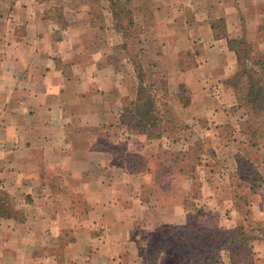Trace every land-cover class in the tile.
<instances>
[{
    "label": "crops",
    "instance_id": "crops-1",
    "mask_svg": "<svg viewBox=\"0 0 264 264\" xmlns=\"http://www.w3.org/2000/svg\"><path fill=\"white\" fill-rule=\"evenodd\" d=\"M263 24L264 0H0V195L11 205L0 213V264H145L164 228L234 229L230 207L198 213L147 190L151 176L115 164L109 145L161 149L119 124L123 103L150 86L148 68L192 92L183 111L194 116L206 83L232 93L227 40ZM212 183L204 211L220 198ZM252 215L264 221V209ZM251 249L264 264V240ZM199 263L235 264L223 254Z\"/></svg>",
    "mask_w": 264,
    "mask_h": 264
},
{
    "label": "rangeland",
    "instance_id": "rangeland-1",
    "mask_svg": "<svg viewBox=\"0 0 264 264\" xmlns=\"http://www.w3.org/2000/svg\"><path fill=\"white\" fill-rule=\"evenodd\" d=\"M255 29L251 30V26H243L242 31L237 32L238 36L233 38H244L246 42L251 43L255 49L254 54L257 53L256 49L264 53V36ZM152 79H155L156 88L151 85ZM148 80L147 85L150 86L145 89L150 92L155 103L152 113L154 119L149 122V125L154 126L147 128L152 136L161 135L162 147L157 152L154 151L156 146L139 149L135 147L139 140L133 142V138L129 145L131 144L135 152H143L139 155L127 150L122 143L119 144V141H114L115 144L110 143L109 150L115 155V164L135 162L138 165L136 167L138 170H134L138 172L136 174L152 178L151 184L146 187L147 190L155 192L157 187H162L163 191L167 192L166 198L171 194L175 195L174 202L182 203L191 211L213 212L216 211L215 207L219 206V208L230 207L231 212L237 214L239 219L237 226L242 227L243 231V234L238 236L237 245L239 246L236 249L230 248L227 246L228 242H224L227 235H220L217 232L214 241H220L222 245L212 250L201 249L199 253L191 249L190 260L194 261L192 264H200V260L205 257L217 259L221 257V254L227 255L235 264H257L258 260L253 256L251 249L254 243L252 237H256L262 231L264 221L253 220L252 214H257L264 209V115L255 117L236 100L232 90L229 95L223 93V89L217 88L216 85L210 86L206 83L209 88L207 93L211 98L209 97L205 105H197L193 111L194 116H191L192 114L183 111L192 97L189 89L180 84L175 87L176 80L170 82L172 86L169 89V80L165 76L155 75L151 68L146 70L144 81ZM144 95L149 94L145 92ZM211 102L213 103L210 105ZM129 103L127 102L126 107L132 109L133 104ZM207 110L209 115L213 112L211 117H205L204 111ZM144 135L147 138V135ZM171 142L174 144L173 148L170 146ZM130 156H140L142 159L136 160ZM222 177H231L235 181L230 180L227 184H223ZM206 179H216L217 184L212 183V187L220 191V198L216 199V206L212 204L213 210L204 211L200 203L201 199H204L201 194L204 191L203 181ZM155 180H161L160 184ZM235 185L237 188L234 187ZM208 192L210 191L206 188L205 193ZM0 206H3L7 213L11 211L9 201L1 195ZM253 208H255L254 212ZM262 217L264 218V215ZM208 221L213 223L212 227H215L214 223L218 222L215 218L213 221L206 220ZM195 223H199L200 227L204 225L198 220L193 221L192 225ZM197 228L199 227L195 226V229ZM163 231V235L167 234V236H162L161 232L154 234L149 239L150 243L170 237H178L190 245L204 242L191 231V228L182 231L176 228L169 230L164 228ZM233 251L236 255L231 259L230 254Z\"/></svg>",
    "mask_w": 264,
    "mask_h": 264
},
{
    "label": "trees",
    "instance_id": "trees-1",
    "mask_svg": "<svg viewBox=\"0 0 264 264\" xmlns=\"http://www.w3.org/2000/svg\"><path fill=\"white\" fill-rule=\"evenodd\" d=\"M221 23V21H219ZM259 34L264 36V24L258 26L256 30ZM227 46L230 51L235 54L236 58V70L235 73L226 81V84L233 91L236 100L246 107L255 117L264 115V53L256 49L254 54V47L251 43H248L244 38H232L227 40ZM145 92L149 95L145 96ZM128 101L123 103V117L120 119V126H125L128 130H133L141 134H146L148 139H160L161 135L152 136L148 132V126L150 121L154 119L153 105L154 98L148 92L145 87H138L136 98L129 104H133V108L128 109L126 107ZM253 144V143H252ZM254 145V144H253ZM132 159L141 160L140 156H130ZM138 165L134 162L131 163L133 170ZM0 206L1 216H5L7 212ZM192 232H195L199 238H202L204 242L198 243V245H190L185 243L181 239L171 237L168 239H162L150 248L147 252L145 264H158L159 259H163V264H189L190 262V250L200 251L212 250L216 246L222 245V243L214 241V237L217 232L221 235H227V239L224 242H228L227 246L236 249L238 244V236L243 234L242 227H235L232 230H207L202 228H193ZM213 231V232H212ZM253 242H261L264 240V227L261 232L252 237ZM191 242L190 239H187ZM226 244V243H225ZM199 253V252H198ZM236 253L234 251L230 254L232 259Z\"/></svg>",
    "mask_w": 264,
    "mask_h": 264
}]
</instances>
